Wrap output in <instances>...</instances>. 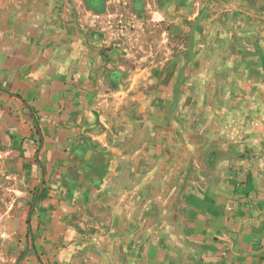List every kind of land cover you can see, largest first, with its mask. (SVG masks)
<instances>
[{"label": "crops", "instance_id": "1", "mask_svg": "<svg viewBox=\"0 0 264 264\" xmlns=\"http://www.w3.org/2000/svg\"><path fill=\"white\" fill-rule=\"evenodd\" d=\"M94 1L89 13L101 7ZM59 9L70 15L49 25L19 12L0 40L6 166L67 179L59 196L39 202L25 264H264V164L217 165L215 176L170 185L172 172L155 167L167 156L152 147L154 125L145 132L119 116L100 40L73 6ZM139 134L142 149L123 147Z\"/></svg>", "mask_w": 264, "mask_h": 264}, {"label": "rangeland", "instance_id": "2", "mask_svg": "<svg viewBox=\"0 0 264 264\" xmlns=\"http://www.w3.org/2000/svg\"><path fill=\"white\" fill-rule=\"evenodd\" d=\"M100 3L89 13L86 0H0V40L2 34L8 40L13 35L19 12L25 22L39 16L49 25L70 15L59 9L64 4L73 6L77 20L102 44L110 66L105 93L119 116L139 121L145 132L146 122L154 125L152 147L167 156L159 163L162 157H155V167L172 172L170 185L215 176L217 165L264 164V0ZM202 15L185 67L190 31ZM145 141L139 134L137 142L121 144L136 150ZM11 158L0 150V264H25L39 202L59 196L67 179L58 175L55 180L63 183L51 182L40 168L9 171Z\"/></svg>", "mask_w": 264, "mask_h": 264}, {"label": "water", "instance_id": "3", "mask_svg": "<svg viewBox=\"0 0 264 264\" xmlns=\"http://www.w3.org/2000/svg\"><path fill=\"white\" fill-rule=\"evenodd\" d=\"M203 18V15L200 16L196 21L195 23L193 24L192 28H191V31H190V44H189V47L187 49V62L185 64V67L191 62V59H192V56H193V53H194V47H195V34H196V29L199 25V23L201 22ZM178 90H177V93H176V99L178 98ZM37 195V194H36Z\"/></svg>", "mask_w": 264, "mask_h": 264}, {"label": "trees", "instance_id": "4", "mask_svg": "<svg viewBox=\"0 0 264 264\" xmlns=\"http://www.w3.org/2000/svg\"><path fill=\"white\" fill-rule=\"evenodd\" d=\"M88 1V0H87ZM92 1V0H91ZM102 1V0H101ZM89 4V3H88ZM93 5V4H92ZM98 6V5H97ZM89 7L92 9V10H94V11H98L97 9H96V6H91V5H89Z\"/></svg>", "mask_w": 264, "mask_h": 264}]
</instances>
